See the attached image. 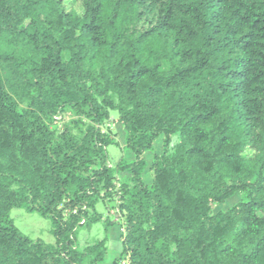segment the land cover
Returning <instances> with one entry per match:
<instances>
[{
	"label": "trees",
	"instance_id": "16d2710c",
	"mask_svg": "<svg viewBox=\"0 0 264 264\" xmlns=\"http://www.w3.org/2000/svg\"><path fill=\"white\" fill-rule=\"evenodd\" d=\"M80 3L0 0V264L103 263L105 240L77 241L106 198L125 216L113 264H264V0ZM67 109L83 135L51 129ZM113 110L134 155L115 167ZM13 208L51 219L55 245Z\"/></svg>",
	"mask_w": 264,
	"mask_h": 264
},
{
	"label": "rangeland",
	"instance_id": "374dc122",
	"mask_svg": "<svg viewBox=\"0 0 264 264\" xmlns=\"http://www.w3.org/2000/svg\"><path fill=\"white\" fill-rule=\"evenodd\" d=\"M68 9H73L78 13H82V6L80 0H65ZM169 64L163 62V70H168ZM2 71L5 79L9 78V68L6 63H2ZM98 71V67L94 69ZM13 95V94H12ZM15 96V95H14ZM16 97V96H15ZM118 112L111 111L110 119L106 121L100 130L102 133L109 135L115 144L107 149L109 164L115 167L120 160L132 161L134 155L126 147L125 131L123 126L118 123ZM90 121L85 116L78 114L73 109H67L63 115L55 116L51 122V129L57 134L61 135L64 131L81 136L86 132ZM164 150V140L161 137L155 142L154 151L146 154L147 169L143 174V179L147 184H151L150 167L156 155H161ZM125 174L117 175L116 182L119 183ZM244 193H236L232 198L225 203L217 205L213 214L225 212L245 200ZM118 198L101 200L97 204V212L102 215L103 219L100 222L94 223L90 228L83 226L78 235V246L84 248L88 244H93L99 240H105L106 245L110 248V256L112 253L122 251L124 248L121 235L123 233L125 216L118 208ZM11 218L14 220L17 228L25 236L34 241H42L46 244L55 245L56 239L53 235V224L51 219L40 216L37 212H29L24 208H13L10 212ZM108 222L113 225L109 226ZM118 264H128L125 260H119Z\"/></svg>",
	"mask_w": 264,
	"mask_h": 264
},
{
	"label": "crops",
	"instance_id": "0c3cea01",
	"mask_svg": "<svg viewBox=\"0 0 264 264\" xmlns=\"http://www.w3.org/2000/svg\"><path fill=\"white\" fill-rule=\"evenodd\" d=\"M120 253H121V251H117V252L112 253V255L110 256V248L108 247V252H107L106 258H105L104 262L101 264H113L114 261L120 257Z\"/></svg>",
	"mask_w": 264,
	"mask_h": 264
}]
</instances>
